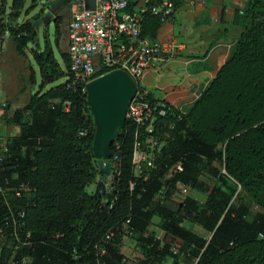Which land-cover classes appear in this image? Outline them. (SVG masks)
Segmentation results:
<instances>
[{"label": "trees", "instance_id": "obj_1", "mask_svg": "<svg viewBox=\"0 0 264 264\" xmlns=\"http://www.w3.org/2000/svg\"><path fill=\"white\" fill-rule=\"evenodd\" d=\"M25 2L12 0V16L20 15ZM43 13L44 8L35 20ZM53 20L59 35L60 17ZM33 21L16 26L0 22V35L8 32L20 53L32 45L41 74L40 88L29 103L8 117L20 131L7 139L5 171L18 174L30 188L23 230L31 232L33 245L14 250L12 227L3 223L8 209L0 204L4 228L0 264H20L25 256L31 258L30 264H163L172 251L150 229L155 215L168 234L182 241V264H264V212L251 216L247 203L231 202L240 186L264 208V0H249L236 10L234 22L242 29L232 53L182 118L176 117L175 107L160 117L159 134L168 133L162 135L167 141L165 161L181 160L183 170L169 178L165 168L151 170L147 180L136 177L135 127L127 120L112 145L120 174L113 191L102 196L87 189L100 175L93 148L96 124L87 93L68 87V53L62 52L63 68L49 44L43 48L35 41L38 30ZM162 24L148 15L143 32L156 38ZM67 100L70 110L64 106ZM171 121H176L174 129ZM206 165L218 179L213 188L202 179ZM131 181H137L133 190ZM179 183L209 191L207 200L200 203L191 196L174 200L171 195ZM129 218L142 259L124 255L125 234L118 230L101 256L99 244L107 232ZM187 218L205 233L185 226Z\"/></svg>", "mask_w": 264, "mask_h": 264}, {"label": "built area", "instance_id": "obj_2", "mask_svg": "<svg viewBox=\"0 0 264 264\" xmlns=\"http://www.w3.org/2000/svg\"><path fill=\"white\" fill-rule=\"evenodd\" d=\"M186 1L189 0H96L95 8H89L84 0L73 2L77 6L73 9L69 27L67 53L70 65L65 78L68 87L86 93V86L91 80L116 69L124 70L133 77L137 88L129 102L126 119L132 121L135 127L134 175L144 180L149 179L154 169L165 168L171 175L183 170L181 160L172 164L165 161L163 149L167 141L162 135L168 133L160 135L158 130L160 117L169 115L171 107L175 106L154 97L143 77L148 71L161 69L176 58L184 44L177 40L152 39L144 34L143 28L148 15L156 16L162 23L171 21ZM64 106L70 110V100L65 101ZM177 109L176 117L181 119L185 111ZM175 127L176 121H171L170 128ZM9 151L7 140L0 135V204L8 209L3 223L12 227L14 250L17 251L33 245L31 232L23 230L25 207L31 204V199L27 195L30 188L19 180V175L5 172ZM111 159L112 173L106 184V192L109 193L113 191L116 176L120 174L118 154ZM136 183L131 181L132 190ZM130 220L122 227L107 232L104 243L99 244L101 256L107 253V244L115 239L117 230L125 236L134 235L128 225ZM3 231L4 228L0 227V232ZM178 246H172L173 254L180 252Z\"/></svg>", "mask_w": 264, "mask_h": 264}, {"label": "crops", "instance_id": "obj_3", "mask_svg": "<svg viewBox=\"0 0 264 264\" xmlns=\"http://www.w3.org/2000/svg\"><path fill=\"white\" fill-rule=\"evenodd\" d=\"M248 1L189 0L171 21L161 25L157 39L177 40L184 48L161 69L150 70L143 77L154 97L188 111L231 55L242 29L234 22L236 10L244 8ZM156 236L163 243V237ZM132 244L123 238L121 250L129 259L136 256Z\"/></svg>", "mask_w": 264, "mask_h": 264}, {"label": "rangeland", "instance_id": "obj_4", "mask_svg": "<svg viewBox=\"0 0 264 264\" xmlns=\"http://www.w3.org/2000/svg\"><path fill=\"white\" fill-rule=\"evenodd\" d=\"M47 1L48 0H38L35 4H33L32 0H26L24 8L22 9L20 15L17 17L12 16V14L10 13L12 0H0V17H2V20H0V22L8 21V23H12L13 26H16V24L20 22L35 20V17L39 16L37 13H39L43 8L44 16L46 11L50 8V6H43V4ZM73 2L74 0L71 1V3L65 2L62 6L54 11V14L50 19L41 23L39 29H37L38 35L35 39V41L41 44H39L40 47L44 48L45 45L48 44L52 47L55 58L59 61L63 68H65V62L62 56V52L66 53L68 50V37L71 16L73 9L77 6V4H74ZM27 9H29L28 13ZM43 16L41 15V17ZM55 17H60L61 21L59 25V35L56 34L57 27L53 20ZM152 39L158 40L157 37ZM31 47L32 45H29L25 49V53H20L16 49V45L12 36H10L8 32H4V34L0 35V120L2 136L5 140L11 138L12 136H15L20 131V126L16 125L15 123L8 122V117H11L13 115V112L17 107H24L25 105H27L32 94L40 88V68L36 60L33 58V55L31 54ZM49 86L50 85H48L46 88H48ZM213 165L219 164L218 162H213ZM169 177H171V174L167 172L165 178ZM202 179L210 188H213L215 185H217L218 179L217 176L213 175L211 171V165H206ZM87 189L89 191H94L95 184L89 185ZM208 194L209 191H206L203 188H194L189 185L179 183L178 188L171 195V197L174 200L181 202L184 201L187 196H191L197 199L200 203H204L208 198ZM240 201H244L249 205L251 216L260 211L264 212V208L258 205L248 194H246L241 189L240 186H238L231 202L233 204H238ZM160 222V216L155 215L152 219L150 229L155 231L157 235L162 236L164 240L163 243H168L171 248L173 245L178 244V247L181 248L180 245L182 244V241H180L179 238L174 237L173 235L164 234V229L159 225ZM183 224L187 227H192L193 229L201 233H205L204 229L199 223L194 222L189 218L185 219L183 221ZM125 237L128 238V240H131L133 243L132 245H134L133 250L136 254L135 259H142L143 255L134 242L136 240L135 236L132 235ZM138 254L140 255L138 256ZM31 261L32 260L29 256H25L21 260L20 264H30ZM183 262L184 256L182 253L179 252L178 254H173L172 252V255L170 254L168 257H166V260L163 264H182Z\"/></svg>", "mask_w": 264, "mask_h": 264}, {"label": "water", "instance_id": "obj_5", "mask_svg": "<svg viewBox=\"0 0 264 264\" xmlns=\"http://www.w3.org/2000/svg\"><path fill=\"white\" fill-rule=\"evenodd\" d=\"M71 0H48L43 6H50L43 17L34 20L39 29L40 24L50 19L54 11ZM89 8H95L96 0H84ZM136 82L126 71L111 70L86 86V93L96 124L94 153L100 170L95 183V192L102 196L107 191V182L112 173V145L119 137L124 125L130 100L136 92Z\"/></svg>", "mask_w": 264, "mask_h": 264}, {"label": "flooded vegetation", "instance_id": "obj_6", "mask_svg": "<svg viewBox=\"0 0 264 264\" xmlns=\"http://www.w3.org/2000/svg\"><path fill=\"white\" fill-rule=\"evenodd\" d=\"M72 1V0H71ZM71 1H69L68 3H71Z\"/></svg>", "mask_w": 264, "mask_h": 264}]
</instances>
